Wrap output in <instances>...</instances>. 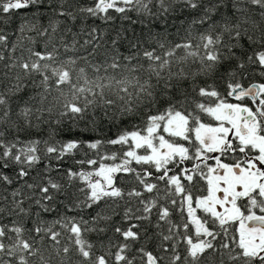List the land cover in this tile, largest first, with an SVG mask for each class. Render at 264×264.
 Listing matches in <instances>:
<instances>
[{
  "label": "snow or ice",
  "instance_id": "snow-or-ice-1",
  "mask_svg": "<svg viewBox=\"0 0 264 264\" xmlns=\"http://www.w3.org/2000/svg\"><path fill=\"white\" fill-rule=\"evenodd\" d=\"M21 9H33V15H25L11 35L0 28V264H112L110 257L114 264H136L137 259L140 264H264V0H94L88 6L77 0H0V24ZM45 10L51 11L47 25L41 21ZM110 11L124 19L131 11L151 19L197 15L179 43L158 40L159 52L143 48L141 54L134 37L128 45L134 54L123 57L122 64L115 50L123 37L117 33L104 59L94 62L105 34L98 27L74 33L68 22L81 17L109 21ZM195 25L207 27L194 35ZM38 39L43 51L29 46ZM60 47L82 54L61 58ZM189 58L199 63L197 70H173ZM140 59L146 67L132 63ZM221 67L226 95L208 84L198 91L193 86L200 100L190 101L186 90L183 99L173 98L181 81L214 78ZM255 75L261 80L245 85ZM162 100L167 101L163 110L158 107ZM96 109L109 122L138 116L143 123L106 141L50 144L20 138L41 124L65 121L72 128L85 121L82 131H96ZM104 144L120 145L122 154L100 155ZM84 147L98 158L76 161L88 170L67 169L66 183L49 174L50 163L43 174L32 175L45 157L62 161ZM121 174L128 188L117 184ZM145 193L152 195L145 198ZM58 197L64 198L65 212H76L79 219L60 214L51 223L43 220L41 213L59 211L54 204ZM121 204L127 227L112 223ZM93 209L98 210L84 219L82 214ZM175 213L178 221L172 219ZM25 218L33 220L31 229ZM56 225L68 233L67 243H61L63 233ZM109 225L122 241L110 237L108 250L96 255L85 233L105 234ZM45 238L52 241L47 247ZM153 241L155 252L148 248ZM133 243L140 246L130 256Z\"/></svg>",
  "mask_w": 264,
  "mask_h": 264
},
{
  "label": "trees",
  "instance_id": "trees-1",
  "mask_svg": "<svg viewBox=\"0 0 264 264\" xmlns=\"http://www.w3.org/2000/svg\"><path fill=\"white\" fill-rule=\"evenodd\" d=\"M77 2L81 6H88L92 3H94V0H77ZM155 6H153V11H155ZM33 9H21L18 12L14 13V19L9 17V22L0 24V28L6 29L9 34L11 35L13 30L18 26L19 22L25 15H27L29 18L33 15ZM51 15L50 10L42 11L41 14V21L47 25L48 23V17ZM110 15L113 17L109 21H102L100 19H94L91 17H81L80 19L72 22L69 21L68 25L72 27V32L79 33L81 30V27H84L86 29H90L92 27H98L102 33L105 34V45L98 49L97 56L95 58L94 62L102 61L105 56V48L110 47V41L113 38L117 37V33L123 37L122 43H120L119 47L115 50L116 54L121 57V63H126L122 58L125 56L133 55L134 51L133 49H129V40L135 38H139L141 47V54L143 48H148L151 50L152 48H157V51L159 52V48L157 47V41L163 40L166 41L169 44H175L179 43L187 35V32L189 30V26L191 24V20L195 18L197 15L196 13H185L183 15H176L172 14L167 17H157L156 19H151L148 17H145L142 14H138L135 11H131L126 13V15L129 17L128 19H124V14H118L114 11H110ZM0 19H3L0 17ZM74 25V26H73ZM166 26V30H165ZM207 27V25L200 26L195 25L192 27V32L194 35H198V31H203L204 28ZM64 28V24H61V29ZM28 35L35 36V33H28ZM16 37L15 35H12V39L14 40ZM84 36L81 35L79 37V43H83ZM71 35L69 34L67 36V40L71 42ZM196 40H193V43H196ZM27 44V42H25ZM30 47H34L36 51H43L44 50V44L42 41H39L34 45H29ZM245 46L247 47V42L245 41ZM51 50V48H49ZM250 51V50H249ZM21 50L18 49L16 55H20ZM24 56L27 57L28 53L25 51ZM82 53L80 52H65L63 47H60L58 55L61 58H67L69 56H79ZM178 55H184L183 49L178 50ZM91 59V58H90ZM81 66H83V61L79 62ZM133 64L136 63H143L145 67L147 66V61L140 59V60H133ZM181 66L185 68L187 71H195L199 68V63L194 62L192 58H189L186 64L184 65H174L173 70H178ZM224 72V68L221 67L220 71H218L214 78H205V77H197L195 81L191 80H183L179 83L178 88H174L172 90V96L175 100H181L183 99V92L186 90L187 95L191 100H200L201 98L197 95L196 92L193 91V86H206L208 84H214L218 91H220L222 94L226 95L227 92V86H226V79L225 76L223 79L221 78V74ZM89 77L94 78L95 73L89 69ZM103 74V73H102ZM109 74H111V70H109ZM40 77L37 75L36 80L38 81ZM261 77L259 75L250 76L248 80H245L244 83L247 85L250 81H260ZM75 82V77H74ZM82 83V82H81ZM153 83H155V80H153ZM65 91H69L68 86H64ZM158 107L163 110L167 107V101L162 100L161 103L158 105ZM189 107H192L191 102L189 103ZM16 111V105L13 103V114L12 119L16 120L17 117L15 115ZM156 109H152V112L155 113ZM111 115V113H109ZM141 115L143 116V111L141 112ZM92 116L91 111L89 112L88 119L90 120ZM95 116L97 117V129L96 131L91 130L89 127L88 131H82V129L86 126L85 121H80L79 125L75 128H72V125L65 121L63 125H56L55 123H46L41 124L38 128H32L25 132L20 133V138L24 141L28 140H47L50 144L56 143L58 141H67L71 139H79L82 142H95L96 140L106 141L108 139H114L116 136L123 130H132V125H142L143 121L141 117L138 116H132V117H124L122 119H114L113 121L109 122L108 119H106L103 115V111L101 109H96ZM35 123V121H34ZM12 136H9V139H11ZM41 148V155L43 156V149L44 145H40ZM122 149L120 145H108L104 144L100 149V155H103L105 152L112 153L117 152L119 154H122ZM85 153H88L87 157L85 156ZM89 158H98L95 151L90 150L86 147L82 148L81 150H78L74 155L66 156L62 161H58L55 158H48L45 157L42 162L36 166V169L33 171L32 175L35 176L37 172H40L43 174V169L46 164L51 165V171L50 175L56 179L57 181L61 183H66V171L67 169H72L73 171H80L81 169L88 170V165H80L77 164L76 161L79 160H85ZM106 164H113L118 163L117 161L112 160H105L103 161ZM136 166V165H133ZM191 165H189L190 167ZM93 167H98V165H95ZM138 167V166H137ZM58 169V171H57ZM203 182H201L202 184ZM117 184L122 188H128L129 184L127 182V178H123L122 181V174L117 176ZM194 194H200L199 192H194ZM152 194L145 193V198L150 196ZM63 197H58L57 200L54 202L55 206L58 208L59 211H53L51 213H41V216L43 220L47 223H51L52 221L59 219L60 214H67L68 216H76L77 219H79V216H77L76 212H65V209L63 205L61 204V201L63 200ZM161 203H164L161 201ZM27 206V204L25 205ZM98 209L89 210L87 213H83L84 219L89 220L91 218V215L95 214V211ZM33 211H36V209H33ZM117 212L119 215H116L113 218L112 223L113 224H121L123 227H127V224H124L121 220V217L123 215V204H121V207L117 209ZM202 215V213H201ZM153 223L156 220V217L153 216ZM173 220H179L178 213H175L172 217ZM7 223V221H4ZM136 222V221H132ZM100 226H105L104 222H100ZM25 227L27 229H31L33 227V220L31 218H25ZM55 230L61 231L63 233L61 237V243H67V237L68 233L64 232L63 229L60 228L59 225H56ZM151 231V229H150ZM27 233L25 234L27 238ZM112 238L113 242L116 241H122V238L118 235H115L112 231V227L108 226V231L105 234H98L96 232H87L85 233V238L91 242L93 245H95L93 251L96 255L103 254L105 251L108 250V240L109 238ZM8 243V241H5ZM101 242H103V247H101ZM143 241H141L142 243ZM52 241L45 238L44 240V246L47 247L50 245ZM132 243V242H130ZM155 241L150 243L148 245L149 250L156 251L155 248ZM140 246L139 243H133L132 251L129 252V255L135 254V249ZM111 251L114 253L116 249L113 247ZM181 253H183V245L180 247ZM207 255V254H206ZM110 261H112V264H114V257L109 258ZM218 260V257H217ZM136 264H140L139 259H137ZM163 264V262H162Z\"/></svg>",
  "mask_w": 264,
  "mask_h": 264
},
{
  "label": "flooded vegetation",
  "instance_id": "flooded-vegetation-1",
  "mask_svg": "<svg viewBox=\"0 0 264 264\" xmlns=\"http://www.w3.org/2000/svg\"><path fill=\"white\" fill-rule=\"evenodd\" d=\"M229 100H230V102H232V103H236V101H235V100H232L231 98H229ZM246 103H250V102L246 101Z\"/></svg>",
  "mask_w": 264,
  "mask_h": 264
}]
</instances>
